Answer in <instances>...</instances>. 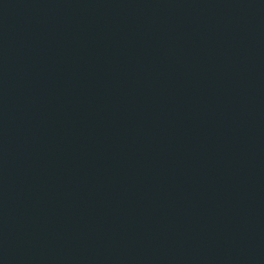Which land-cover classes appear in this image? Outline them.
Masks as SVG:
<instances>
[{
    "label": "water",
    "instance_id": "95a60500",
    "mask_svg": "<svg viewBox=\"0 0 264 264\" xmlns=\"http://www.w3.org/2000/svg\"><path fill=\"white\" fill-rule=\"evenodd\" d=\"M0 264H264V0H0Z\"/></svg>",
    "mask_w": 264,
    "mask_h": 264
}]
</instances>
